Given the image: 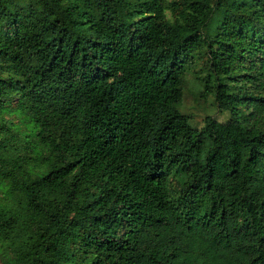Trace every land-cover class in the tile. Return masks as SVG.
<instances>
[{
  "label": "trees",
  "instance_id": "1",
  "mask_svg": "<svg viewBox=\"0 0 264 264\" xmlns=\"http://www.w3.org/2000/svg\"><path fill=\"white\" fill-rule=\"evenodd\" d=\"M0 264H264V0H0Z\"/></svg>",
  "mask_w": 264,
  "mask_h": 264
},
{
  "label": "rangeland",
  "instance_id": "2",
  "mask_svg": "<svg viewBox=\"0 0 264 264\" xmlns=\"http://www.w3.org/2000/svg\"><path fill=\"white\" fill-rule=\"evenodd\" d=\"M206 32L211 33V30L207 28ZM192 78L190 75V80L193 82ZM181 108L184 112L191 114L193 125L198 127L203 126L204 118L207 115H212L220 120L226 119V115L221 113L211 100L207 101L201 96L198 97V90L195 88L194 83L188 84Z\"/></svg>",
  "mask_w": 264,
  "mask_h": 264
}]
</instances>
